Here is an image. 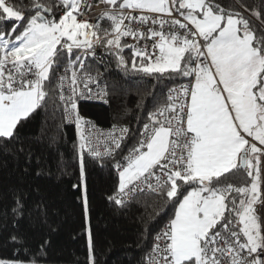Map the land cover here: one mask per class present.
<instances>
[{"label": "snow or ice", "instance_id": "snow-or-ice-1", "mask_svg": "<svg viewBox=\"0 0 264 264\" xmlns=\"http://www.w3.org/2000/svg\"><path fill=\"white\" fill-rule=\"evenodd\" d=\"M99 3L92 23L87 0H31L27 10L0 0V138L16 137L57 97L64 122L75 126L82 180L85 153L110 157V200L159 199L163 214L173 212L146 264H264V0H236L241 11L219 0ZM98 48L126 74L154 81L153 109L135 128L105 133L78 110L80 99L108 102ZM128 140L135 143L116 159ZM16 204L13 214L22 209ZM88 247L94 264L91 235Z\"/></svg>", "mask_w": 264, "mask_h": 264}, {"label": "trees", "instance_id": "trees-1", "mask_svg": "<svg viewBox=\"0 0 264 264\" xmlns=\"http://www.w3.org/2000/svg\"><path fill=\"white\" fill-rule=\"evenodd\" d=\"M219 2L223 7L241 11L235 7L236 0ZM241 2L259 4V0ZM15 3L21 10H27L31 0H15ZM103 27H109L107 21ZM124 57L130 65L131 51L126 50ZM102 61V71L108 66L105 73L108 102L78 101V110L82 117L101 126L119 123L135 128L140 115L146 119L148 110L153 109L149 93L154 81L138 80L135 73L126 74L117 67L114 57L106 55ZM56 99L50 95L46 107L38 109L18 127L16 137L0 138L2 259L89 264L77 135L75 126L64 122L63 107L56 106ZM134 143L128 140V146L116 159L126 154ZM115 162L110 157L94 159L86 153L84 155L94 264H144L152 237L168 222L173 212L163 214L164 204L159 199L140 196L123 205L110 200L117 188ZM17 200L22 209L13 214L12 209L19 208ZM13 236L16 241L11 239Z\"/></svg>", "mask_w": 264, "mask_h": 264}, {"label": "built area", "instance_id": "built-area-1", "mask_svg": "<svg viewBox=\"0 0 264 264\" xmlns=\"http://www.w3.org/2000/svg\"><path fill=\"white\" fill-rule=\"evenodd\" d=\"M87 3H89V4L92 5V11H91L90 13H88V16H89V18H90V20H91L92 23H96V22H97V19H98L99 16H100V13L104 10V5L100 4V3H99V0H87ZM81 6L84 7V4H82ZM59 14H61V13H59ZM128 42H129V43H132L133 41H132L130 38H128ZM105 56H106V54L103 53V49L98 48V49H97V56H96V59H98V60H102ZM102 83H103V82H102ZM93 87H94V86H93ZM79 101H87V102H93V103H105L104 100H102V99H98V98L80 99ZM84 118H85L86 120L92 122V124H94V125L96 126V128H98L99 130H101V131H103V132H105V133L109 132V131L111 130V128H112L113 125H117V126H126V125H124V124H119V123H112V124H110V125H108V126H101V125H99L97 122H95L94 120H92V119H90V118H87V117H84ZM99 150L103 153V151H104L103 145H100ZM86 154H87V153H86ZM102 158H105V157H102ZM96 159H101V158H96ZM166 223H167V222H165V223L160 227V229H159L158 231H160V230L164 227V225H165ZM158 231H157V232H158ZM157 232H156V233H157ZM156 233H155V234H156ZM155 234H154V235H155ZM153 237H154V236H153ZM150 250H151V248H150ZM150 250H149V251H150ZM149 251H148V252H149ZM148 252H147V253H148ZM146 255H147V254H146ZM144 264H146V256H145Z\"/></svg>", "mask_w": 264, "mask_h": 264}, {"label": "rangeland", "instance_id": "rangeland-1", "mask_svg": "<svg viewBox=\"0 0 264 264\" xmlns=\"http://www.w3.org/2000/svg\"><path fill=\"white\" fill-rule=\"evenodd\" d=\"M81 189H82V200H83V205H84V209H85L86 189H85L84 177H83V180L81 179ZM85 215H86V213H85ZM86 234H87L88 241H89V216H88V211H87V215H86ZM8 260H14V259H8ZM25 262H27V261H25ZM36 264H45V263L36 262Z\"/></svg>", "mask_w": 264, "mask_h": 264}]
</instances>
